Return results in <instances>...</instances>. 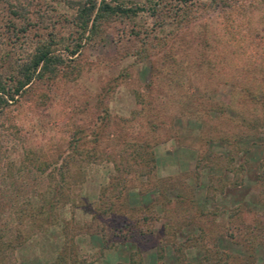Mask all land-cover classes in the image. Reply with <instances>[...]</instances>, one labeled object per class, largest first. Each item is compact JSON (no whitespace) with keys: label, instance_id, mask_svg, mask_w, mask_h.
<instances>
[{"label":"trees","instance_id":"1","mask_svg":"<svg viewBox=\"0 0 264 264\" xmlns=\"http://www.w3.org/2000/svg\"><path fill=\"white\" fill-rule=\"evenodd\" d=\"M237 1L143 0L142 4L125 5L112 0H0V24L3 26L0 30V116L11 113L10 107L16 105L37 82H49L63 75L77 76L82 48L87 43L101 38L105 28L113 22L137 17L144 18V22L149 18L151 22L135 24L137 28L131 29L130 39L138 37V45L132 55L136 62L145 59L153 62L150 72L153 84L145 85L147 94L137 92L135 95L143 106L138 114L143 112L142 109L147 110V116L151 118H154V112L168 118L171 114L179 118L218 113L219 122L204 132L200 140L222 143L226 148L222 153L200 152L194 170L197 182L204 169L211 172L206 185L205 198L208 201L199 207L191 186L176 177L164 178L157 186L153 183L156 195L161 197V210L166 218L156 243L158 253L162 256L164 246L169 245L177 264H255L256 247L264 246V211L246 209L241 203L226 211L216 206L210 208V203L216 202L228 187L243 184L247 159L238 162L240 153H243L239 142L257 137L264 131V42L257 44L251 38L253 33L264 31V10L252 7L259 0H247L245 6ZM241 10L247 17L249 45L243 44L239 29L233 27V14L237 15ZM213 11L222 14V31L216 32L207 22L200 25L202 38L198 71L206 74V68H209L213 75L214 72L224 74L217 82L231 86L230 102L197 96L186 89H179V94L177 89L173 90L169 97L163 92L167 98L160 101L152 93L159 86V81L167 82L162 84L165 87L177 86L179 81L175 82L174 76L194 75L192 63L178 64L180 58L174 48L175 43L184 40L188 45L189 41L184 38L190 28L200 23L206 13ZM245 49L254 51V60L242 58ZM212 77L209 76L208 81ZM174 95L178 98H171ZM103 98L98 100L100 107ZM103 108L100 119L109 122L114 118L117 127L112 132L116 134L120 122L125 119L112 117L108 109ZM156 124L147 120V130L168 128V138L177 132L171 124L167 126L168 123L163 121ZM106 125L103 122L98 124L103 129ZM93 131V134H86L83 126H76L66 145L24 151L18 170L31 171L36 182L24 197L16 195L10 211L0 213L3 221L0 226V264H14L15 250L35 234L52 226H59L60 242L50 264L79 261L75 236L93 228L101 232L104 250L116 247L121 240L143 241L144 246L135 245L136 250L131 252L127 262L143 264L141 250H146L145 242L154 232L152 226L156 219L157 199L151 204L130 205L124 192L128 184L125 177L130 172H135L138 180L142 176L150 177L155 167L154 152L143 142L144 145H140L142 149L132 147V152L127 151L129 146L122 145V154L116 159L98 145L103 140L102 132ZM110 133L107 132L108 135ZM120 137L125 140V137ZM105 160L113 164L117 175H112L100 189L91 217L87 220H76L74 216L66 218L62 213L66 206L73 212L85 204L79 189L85 179L86 166ZM258 169L256 182L264 185V157L259 161ZM216 172L223 175H215ZM120 173L126 176L121 178ZM146 183L151 184V181ZM140 186H144L143 183ZM176 186L178 191L172 192ZM132 187L136 189L135 184ZM139 190L143 191L142 188ZM192 209L195 211H189ZM104 215L108 218L104 219ZM186 226H192L193 232L182 240L178 239V233ZM217 234L240 244L242 255L219 250ZM189 248L196 250L198 256L195 259L186 258L185 250ZM79 262L83 264L85 260L81 258Z\"/></svg>","mask_w":264,"mask_h":264},{"label":"rangeland","instance_id":"2","mask_svg":"<svg viewBox=\"0 0 264 264\" xmlns=\"http://www.w3.org/2000/svg\"><path fill=\"white\" fill-rule=\"evenodd\" d=\"M112 1L125 5L143 3V0ZM237 2L244 6L248 3L247 0H238ZM252 7L263 11L264 0L254 2ZM221 15L218 11L206 13L200 19L201 22L196 23L193 28L191 27V31L184 38L189 41L188 45L184 40H179L174 45L180 58L178 64L192 63L194 75L192 74L191 77L190 74L188 77L183 74L179 78L174 76L173 80L179 81L178 85L181 86L165 87L162 84H167V82L159 81V86L152 90L153 96L158 97L160 101H165L173 90L177 89L176 92L179 94V89L182 91L186 89L189 93L197 96L210 98L214 101L230 102L231 86L217 82L224 77V74L220 75L219 72L217 74L214 72L213 75L209 68H206V74L201 70L200 73L198 71L200 40L202 38L200 25L207 22L209 27L219 33L222 31ZM233 15V27L239 29V35L244 39V41L242 40L244 45H249L251 38L257 44L264 42V31H259L258 34L253 33L250 38L247 17L243 10L239 11L237 15ZM145 19L146 22L142 17L115 21L107 26L101 34V38L87 43L82 48L83 54L79 61L80 72L77 76L63 75L49 82H37L34 84V88L24 94L16 105L10 107L11 113L0 116V213L10 211L12 201L17 199L16 195L18 194L19 198L24 197L36 182L32 177L34 173L27 169L18 170L21 165L20 159L26 149L66 145L73 136L76 126H83L86 134H93V130L97 129L102 132L101 139H103L98 145L106 154L114 155L116 159H119L122 154V145L129 146L127 151L131 152L132 147L142 149L141 144L149 145V148L153 150L155 167L149 175L150 177L142 176L138 180L135 172H130L127 176L122 173L119 175L121 178L126 176L128 181L124 192L130 205L151 204L157 199L154 214L156 219L152 226L154 232L145 242V246H148L146 250H141L143 264H177L169 245L164 246L162 256H159L158 253L156 243L159 241V230L166 218L161 210V197L159 194L156 195V186L167 177L181 179L191 186L197 205L202 207L208 201L205 198L206 185L209 183L208 177L211 172L204 169L197 182V178L194 176L196 158L202 151L222 153L226 145L217 142L204 143L200 140L204 132L219 122L218 113L211 112L203 117L196 114L179 118L177 116L175 118L174 114H171L168 118L167 115H158V112H154V118H151L147 116L148 111L142 109L143 112L138 114L137 111L141 110L143 106L135 95L137 92L147 94L148 89L145 85L153 84L150 76L152 61L146 59L135 61L132 52L138 45V37L135 40L132 37L130 39V34L132 28H137V24L151 22L149 18ZM253 20L255 22V18ZM2 28L3 26L0 24V30ZM241 56L250 61L254 60L255 54L252 49H245ZM209 76H213L210 81H208ZM41 93H44V96H41ZM102 97L104 98L100 107L97 103ZM171 98L177 99L178 96L174 95ZM103 107L108 109L107 111L112 117L119 116L125 119L120 122L116 134L112 132L117 127L114 118L109 122L100 119L104 111ZM134 114L137 115L134 116ZM131 116L133 118H130ZM147 120L157 123L156 125H158V121L168 123L167 126L171 124L177 132L173 137L168 138L166 136L168 128L157 127L156 131H148ZM99 122L107 124L104 129L98 126ZM108 131H111L112 134L108 135ZM120 136L125 137V140H122ZM239 145L242 147L243 153H240L238 162L244 158L247 159L243 184L239 187H228L222 196L217 197L216 202L210 203V208L216 206L221 211H226L229 207L241 203L246 209L262 212L264 211V185L257 184L256 175L259 171L258 163L264 157V131L259 132L257 137H248L242 140ZM84 175L85 179L79 189V194L83 197L85 204L76 207L73 212L69 206H66L62 213L68 219L72 216L76 220L89 219L100 189L109 182L112 175L116 176L117 173L113 169V164L105 160L99 164L87 165ZM215 175L223 174L216 172ZM227 175L231 177L230 173ZM146 181H151V184H147ZM141 183L144 186L141 187ZM153 183H156V186ZM134 184L135 190L132 187ZM176 187L172 192L178 191L179 188ZM141 188L143 191L139 190ZM162 200L164 201V199ZM193 209L189 211H195ZM104 216V219L108 218V215ZM219 220L222 222L221 219ZM2 224L3 221L0 220V226ZM192 232V226H186L178 233V239L182 240ZM215 236L219 250L227 251L233 255H242L240 244L232 242L221 234ZM75 240L76 251L80 255L79 259L85 260L83 264H127L131 252L136 250L135 245L144 246L143 241L121 240L116 247L104 250L102 249L103 236L95 228L88 232H80L75 236ZM59 242V226H52L45 232L35 234L15 250L14 264H50L59 249ZM185 251L188 260L198 256L194 248ZM255 255V264H264V246L258 245ZM79 261L74 264H82Z\"/></svg>","mask_w":264,"mask_h":264}]
</instances>
